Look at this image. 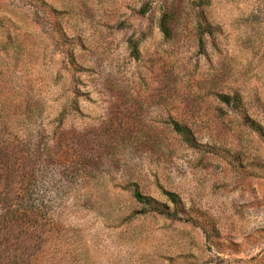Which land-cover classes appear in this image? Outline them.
Listing matches in <instances>:
<instances>
[{
	"label": "rangeland",
	"instance_id": "1",
	"mask_svg": "<svg viewBox=\"0 0 264 264\" xmlns=\"http://www.w3.org/2000/svg\"><path fill=\"white\" fill-rule=\"evenodd\" d=\"M29 117L56 142V227L19 237L24 263L264 264V0H0L17 160ZM132 182L170 211L175 193L180 219L137 214Z\"/></svg>",
	"mask_w": 264,
	"mask_h": 264
},
{
	"label": "trees",
	"instance_id": "2",
	"mask_svg": "<svg viewBox=\"0 0 264 264\" xmlns=\"http://www.w3.org/2000/svg\"><path fill=\"white\" fill-rule=\"evenodd\" d=\"M167 21L168 16L164 15L159 23V30L165 38L170 36ZM201 27L202 31L208 29L207 26ZM129 47L131 55L136 57L137 42L130 41ZM217 99L236 110L245 106L238 93L219 94ZM32 120L29 117L23 144L17 150L18 153L22 151V157L17 160L19 156L16 157L12 143L7 139L0 145V181L3 179L4 183L0 190V264H26L23 261L26 257L22 250L23 244L17 243L19 237L28 229L37 231L45 225L56 227V142L46 148L51 141L47 137L42 145L44 132H34L35 123ZM171 127L186 143H190V134L185 127L176 122H171ZM252 127L264 137L263 127L254 121ZM52 135H56V127L52 130ZM41 156L44 158H40ZM122 190L129 193L131 201L143 209L137 214L155 212L180 219L177 214L179 198L175 193L162 192L173 206L170 211L165 204L144 194L137 183H127ZM44 198L54 205V210L45 213L40 211L36 200L42 202Z\"/></svg>",
	"mask_w": 264,
	"mask_h": 264
}]
</instances>
